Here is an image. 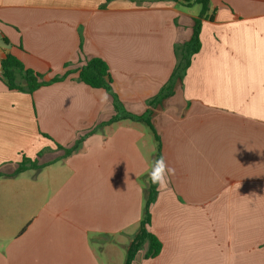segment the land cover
<instances>
[{
	"label": "crops",
	"instance_id": "crops-1",
	"mask_svg": "<svg viewBox=\"0 0 264 264\" xmlns=\"http://www.w3.org/2000/svg\"><path fill=\"white\" fill-rule=\"evenodd\" d=\"M104 4L0 0V67L10 54L46 81L66 77L32 95L0 79V264H114L138 230L156 151L149 128L121 120L68 157L58 149L115 114L104 90L78 81L92 58L107 64L125 111H151L175 169L151 207L161 252L146 259L145 243L132 264H264V0H209L199 52L153 108L200 6ZM23 157L37 168L15 174Z\"/></svg>",
	"mask_w": 264,
	"mask_h": 264
},
{
	"label": "trees",
	"instance_id": "trees-1",
	"mask_svg": "<svg viewBox=\"0 0 264 264\" xmlns=\"http://www.w3.org/2000/svg\"><path fill=\"white\" fill-rule=\"evenodd\" d=\"M113 0H105L106 4ZM185 4L186 6L198 5L200 6V12L198 18L194 19L193 32L190 40L184 44L175 45L174 54L176 58V65L169 78L167 84L161 89L160 93L149 101L148 105L150 108L156 107L164 99L170 97L173 94V89L178 82L184 79L187 69L191 64L192 57L197 54L201 48L200 44V31L202 20L208 19L207 13L209 8V0H174ZM65 76L55 77L49 81L43 79V76L31 69L25 68V66L14 56L7 54L1 62L0 67V79L3 81L5 86L9 91H16L28 95H32L36 90L41 87L48 86L53 83L62 81ZM78 81L92 89H102L104 90L113 101L114 116L110 118L109 121L100 124L94 130L86 134L84 137L80 138L75 142V144L69 148L65 149L58 146V149L64 151L65 157H68L75 152H77L83 142V140L94 133L98 128L104 127L106 125L114 124L121 120H131L135 122L144 123L149 130L153 133V137L156 143V151L154 159L161 156V146L160 140L157 137L151 122L150 116L151 111L147 110L142 115H133L125 111L122 103L119 101L117 95L113 92L111 87V78L109 75V68L107 64L100 58L90 59L79 71ZM153 164V162H152ZM37 168L36 161H31L28 158H24L19 163L15 174L26 171L27 169ZM4 176L0 173V178ZM158 185L151 183L149 176L147 177L144 200H143V214L142 219L139 223V227L132 240L130 241L128 247L126 248V256L124 264H132L137 253L143 248L145 243H148V252L146 254V259H153L159 255L162 249L161 242L150 233L149 226L151 224V207L155 203L158 196Z\"/></svg>",
	"mask_w": 264,
	"mask_h": 264
},
{
	"label": "clouds",
	"instance_id": "clouds-1",
	"mask_svg": "<svg viewBox=\"0 0 264 264\" xmlns=\"http://www.w3.org/2000/svg\"><path fill=\"white\" fill-rule=\"evenodd\" d=\"M175 174V169L170 167L163 156L158 157L153 161L149 179L152 184L158 185L160 188H165L169 182V176Z\"/></svg>",
	"mask_w": 264,
	"mask_h": 264
},
{
	"label": "rangeland",
	"instance_id": "rangeland-1",
	"mask_svg": "<svg viewBox=\"0 0 264 264\" xmlns=\"http://www.w3.org/2000/svg\"><path fill=\"white\" fill-rule=\"evenodd\" d=\"M196 9L199 10V7L196 6ZM197 10H196V11H197ZM55 164L57 165V162L52 163L50 167L55 166ZM29 169H32V168H29ZM51 169H53V168H51ZM125 256H126V252H125V251H121V253H120V255H118V257H114V258H113V262H114V264H124ZM101 258L103 259V260H102L103 264H105V260H106V259H105V256H102ZM104 259H105V260H104Z\"/></svg>",
	"mask_w": 264,
	"mask_h": 264
}]
</instances>
